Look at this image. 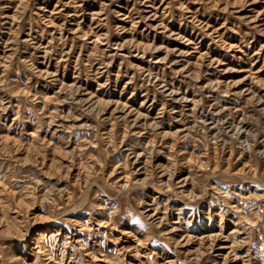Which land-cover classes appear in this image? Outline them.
I'll return each mask as SVG.
<instances>
[{
  "label": "rangeland",
  "instance_id": "374dc122",
  "mask_svg": "<svg viewBox=\"0 0 264 264\" xmlns=\"http://www.w3.org/2000/svg\"><path fill=\"white\" fill-rule=\"evenodd\" d=\"M0 264H264V0H0Z\"/></svg>",
  "mask_w": 264,
  "mask_h": 264
}]
</instances>
